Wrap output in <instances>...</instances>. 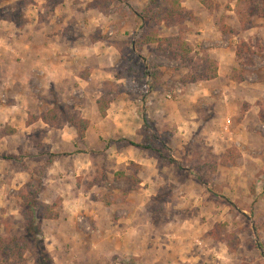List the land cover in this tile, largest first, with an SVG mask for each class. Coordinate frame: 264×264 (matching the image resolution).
<instances>
[{
	"label": "crops",
	"instance_id": "crops-1",
	"mask_svg": "<svg viewBox=\"0 0 264 264\" xmlns=\"http://www.w3.org/2000/svg\"><path fill=\"white\" fill-rule=\"evenodd\" d=\"M50 1H60V4L53 6L55 9L45 17L43 13ZM32 3L35 8L26 14V25L21 28L23 34L13 42L20 46L17 49L21 59L17 52L12 58L8 51L0 50V195L17 193L31 183L36 168L32 162L35 163L38 152L34 143L36 134L46 131L41 143L57 156L44 171L43 191L47 188L48 193L63 198L60 217L44 225L55 264H164V252L169 249L174 250L175 257L191 252V242H188L191 234L197 236V232H204L205 225L196 230L191 225H183L174 232L169 227L151 229L150 201L164 192L167 181L175 184L174 191L184 189L182 180L186 181L194 171L189 165L181 167L184 163L205 164L211 158L220 163L231 145L243 142L238 135L231 142L224 132L226 113H221L224 111L219 110L214 116L195 103L211 99L209 88L216 82L232 81L238 60L236 47L222 42L220 48L214 49L213 58L219 63L218 76L203 80L201 87L196 88L198 91L193 89L182 97L169 99L165 86L156 90L146 86L144 102L134 97L133 90H125L135 80H128L117 72L120 48H108L118 55L117 61V57H109L108 50L103 54L97 47L71 45L67 39L70 36L64 32L70 11L76 13L72 0H33ZM185 4L194 16L204 14L198 13L191 0H184L182 6ZM136 15L140 17L138 12ZM58 16L65 19L63 24L53 22ZM212 31L199 26L195 33L205 38ZM68 54L77 58L69 61ZM87 58L92 60L91 66L79 72ZM145 80L149 83L150 76ZM103 83H112L121 90L114 92L115 98L104 116L98 106L105 88ZM75 94L78 100H73ZM57 102L72 105L90 121L85 138H80L68 123L58 128L42 120V114ZM145 115L152 123L150 133L158 136L156 140L163 142L164 149L158 147L151 151L125 143V139L143 143L141 130ZM6 129L15 132L3 133ZM99 151L102 152L99 154ZM241 154L246 157L242 150ZM98 161L104 163L100 169ZM132 163L139 167L132 168ZM118 171L134 172L141 179L135 186L137 201L94 199L92 195L107 189L100 181L110 182ZM79 178L82 185H78Z\"/></svg>",
	"mask_w": 264,
	"mask_h": 264
},
{
	"label": "rangeland",
	"instance_id": "rangeland-1",
	"mask_svg": "<svg viewBox=\"0 0 264 264\" xmlns=\"http://www.w3.org/2000/svg\"><path fill=\"white\" fill-rule=\"evenodd\" d=\"M32 1L0 0V50L5 49L12 58L16 52L18 55L21 53L17 49L20 46L13 42L18 41L19 36L23 34L21 28L26 25V14L35 8L31 5ZM72 1L76 7V13L70 11V17L66 20L68 26L64 32L67 37L70 36L67 39L70 40L71 45L97 47L98 50H103V54H106L108 50L109 57H117V61L118 55L109 51L108 48L112 46V48H120V65L117 72L124 76L129 65L137 61L133 55L131 61L123 63L122 51L126 48L125 43L136 40L143 31V22L136 13H146L150 8H153L151 12L161 18L172 9L173 4V0ZM191 1L194 2L193 6L198 13L204 12L203 15L194 16V12L189 11V6L185 4L186 6H182L183 20H179L177 16H174L170 21L155 20L151 29L156 30L164 37H175L181 33V36L195 50L194 62L198 68L189 67L188 69L184 67L188 62L181 63V61L171 60L166 56L159 58L162 55L157 53L155 44L143 49L142 56L145 59L142 61L147 66L150 65L163 73L164 84L162 86H165L166 97L174 99L191 93L193 89L196 92V88L201 87L200 84L204 82L203 80L183 82L184 74L198 75L201 70V59L206 56L213 58L214 49L220 48L222 42H227L228 45L236 47V49L241 42H246L248 51L241 57L237 53V66L232 81L216 82L209 88L211 99L204 98L195 102L204 111L214 116H217L219 110L224 111L221 112L226 113L224 132L232 139L231 142L238 135L240 141L243 140L244 143L238 141L230 146V149L224 154V157L228 154L227 158L231 160L226 162L227 164L224 163L223 157L220 163L211 158L210 162L205 164L196 162L181 165L183 168L189 165L190 169H194L192 171L194 175L193 173L189 174L186 181L185 178L182 180L184 189L181 191L183 193H180L179 190L174 191L176 186L169 181L164 184L162 189L164 192H159L157 197L150 201L149 211L153 217V226L150 228L158 230L161 227L164 229L169 227L174 232V229L179 231L183 225L185 227L191 225L192 230L205 225L202 227L204 232H197V236L191 234L190 241H188L191 242V252L177 254L176 258L172 255L174 250L169 249L164 252L166 255L164 264H176L177 262L182 264H264V0H213L215 5L213 11L207 10L201 0ZM59 2H48L46 11L43 13L44 16H48L47 13L54 10L53 6L59 5ZM90 10H94V12ZM64 20L58 16L53 22L60 25ZM46 21L45 23H47ZM1 24L4 27L1 28ZM222 25L232 29L227 37L222 32ZM199 26L212 28L213 31L205 38L196 36L195 32ZM73 55H70L69 61L72 59L73 62V59L77 58ZM148 57L150 58L149 62ZM18 58L21 59L20 55ZM91 61L87 58L84 61L86 66H81L78 71H83L84 67L88 69L91 66ZM145 79L138 72L132 73L131 80H135V82L125 88V90H133L134 97L140 98L144 102L147 91ZM103 84L105 87L103 95H106L110 101L115 98L114 92L121 91L112 83ZM168 95H172V97H168ZM74 96L73 100H78V95ZM57 103L70 107L72 113L80 114L74 110L72 105ZM59 122H56L54 126L61 128V125L65 124L64 121ZM12 131L15 132L14 129H6L3 133L7 132L8 134ZM45 132L41 131L36 134L34 143L38 152L34 156L35 163L32 162V164H36V168L35 177L30 181L31 183L17 193L0 195V236H6V221L14 223L12 224L14 234H19L18 232L22 231L19 223L22 221L23 202L19 197L20 191L37 189L40 186L42 190L44 189L42 180L44 171L47 166L52 164V159L57 156L49 150L47 151L46 146L41 143ZM240 149L246 153L245 158ZM101 152L99 151V154ZM95 153L98 154V151ZM235 154L240 156L237 158ZM234 158H236V164L232 162ZM97 164L99 169L102 168L101 164L104 165L100 161ZM107 165L110 166L108 162ZM79 179L78 185H82V178ZM100 183L107 189L92 195L94 199L99 198L109 202L137 201L139 195L134 193L137 190L135 188L137 185L131 186L128 181H118L115 177L110 182L105 180ZM46 189L41 193V201L47 204L46 200L56 203L58 199H61L62 205L63 198L59 194L48 193ZM56 210L61 212V206H58ZM47 222L48 220L44 222V225ZM182 236L185 238L183 234ZM165 237L168 239L167 236ZM46 246L48 248L47 242ZM187 253L190 254L188 257H186ZM25 257L27 259L25 264L34 262L31 253H26Z\"/></svg>",
	"mask_w": 264,
	"mask_h": 264
},
{
	"label": "trees",
	"instance_id": "trees-1",
	"mask_svg": "<svg viewBox=\"0 0 264 264\" xmlns=\"http://www.w3.org/2000/svg\"><path fill=\"white\" fill-rule=\"evenodd\" d=\"M184 0H173L172 9H170L164 17L159 18L158 15L153 14L150 8L146 13H139L140 19L142 20V34L131 42L125 43V49L122 51L123 63L126 64L132 60L133 55L137 61L132 62L129 65L128 71L125 73V77L130 80L132 73L138 72L142 77L148 78L150 76V82L147 83L149 90H156L164 84L163 73L158 69L150 65L143 63L142 51L145 46L150 44H156V51L159 55L166 56L171 60L181 61V63L188 62L191 65H185L188 68H198L194 62L195 52L193 47L188 41L181 36V33L175 37L161 36L156 30L151 29L152 26L158 20L162 22L170 21L174 16H177L179 20H183L182 15V2ZM239 1V0H238ZM118 2H125V0H118ZM202 4L209 11L215 9L213 0H201ZM222 32L226 37L232 32V29L228 26L222 25ZM247 49V43L241 42L237 53L241 57ZM129 52V53H128ZM201 70L196 74H184L182 79L183 82H195L197 80H209L214 79L218 76L219 63L216 59L206 56L201 59ZM180 63V64H181ZM129 72V73H128ZM146 86V85H145ZM110 99L106 95H103L98 100V106L100 113L106 115L107 109L110 107ZM42 120L48 124H55L59 121L73 126L80 138H85L90 121L84 118L82 115L72 113V109L66 105H59L58 103L54 108L47 111L41 116ZM151 121L145 115V125L141 130L143 134V143L138 144L129 139H125L126 144L140 146L142 148L156 151L158 147L164 149L162 141L158 143L156 139H159L157 135L150 133ZM12 131L11 133H13ZM227 155L224 157V163H228ZM235 156H237L235 154ZM240 155L237 156V158ZM50 162V161H49ZM233 164H236V158L232 159ZM226 163V164H227ZM132 166L139 167L136 163H132ZM131 166L129 167V169ZM115 178L118 181H128L131 186L138 185L141 179L135 175V173L127 174L126 171H118L115 173ZM41 186L37 189H30L28 191L21 190L19 197L21 198L22 207V221L21 232L19 234L13 233V222L6 221L5 229L6 236H0V264H25L27 262L26 253H31L34 264H55L54 258L52 257L49 249L46 246V238L44 233V222L46 220L58 219L60 212L56 210L61 205V199H58L56 203L45 204L41 201L42 197Z\"/></svg>",
	"mask_w": 264,
	"mask_h": 264
},
{
	"label": "built area",
	"instance_id": "built-area-1",
	"mask_svg": "<svg viewBox=\"0 0 264 264\" xmlns=\"http://www.w3.org/2000/svg\"><path fill=\"white\" fill-rule=\"evenodd\" d=\"M168 97H172V95H168Z\"/></svg>",
	"mask_w": 264,
	"mask_h": 264
},
{
	"label": "water",
	"instance_id": "water-1",
	"mask_svg": "<svg viewBox=\"0 0 264 264\" xmlns=\"http://www.w3.org/2000/svg\"><path fill=\"white\" fill-rule=\"evenodd\" d=\"M254 231H255V233H256V229L254 228Z\"/></svg>",
	"mask_w": 264,
	"mask_h": 264
}]
</instances>
